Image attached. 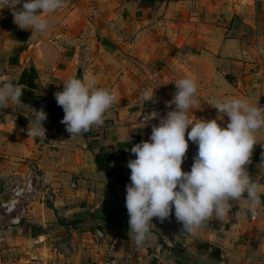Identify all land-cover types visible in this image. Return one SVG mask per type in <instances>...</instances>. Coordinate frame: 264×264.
Returning <instances> with one entry per match:
<instances>
[{"label":"crops","instance_id":"0c3cea01","mask_svg":"<svg viewBox=\"0 0 264 264\" xmlns=\"http://www.w3.org/2000/svg\"><path fill=\"white\" fill-rule=\"evenodd\" d=\"M48 14L46 32L21 30L9 8L0 9V81L16 83L20 72L34 76L33 104L0 108V180L22 176L25 162L42 174L48 193L26 217L10 225L0 212V264H174L182 250L217 256L220 264H264V128L254 133L249 175L261 192L257 215L248 201L233 203L228 219L206 222L195 234L183 231L174 211L163 222L152 219L141 245L129 233L123 177L134 159L131 147L148 140L151 128L137 120L141 94L167 105L175 81L192 78L197 93L188 116L217 119L211 104L235 97L264 109V0H64ZM18 5L17 8H20ZM89 73L116 103L103 126L71 136L61 123L64 112L47 110L70 77ZM21 85V84H20ZM23 86V85H22ZM34 109H43L46 138L27 136ZM190 130V126L189 129ZM187 140V133L185 134ZM183 171H190L197 145L188 142ZM101 149L114 158L98 170L93 155ZM121 203L105 222L94 217L109 197Z\"/></svg>","mask_w":264,"mask_h":264},{"label":"clouds","instance_id":"9594fccd","mask_svg":"<svg viewBox=\"0 0 264 264\" xmlns=\"http://www.w3.org/2000/svg\"><path fill=\"white\" fill-rule=\"evenodd\" d=\"M64 6V0H0V9L9 8L18 28L31 33L46 32L48 14ZM25 87L11 80L0 81V108L20 103ZM175 87L172 100L166 102L169 107L175 105V109L152 126L148 140L130 149L135 158L127 162L130 183L126 185L125 206L129 233L136 245L148 238L154 217L163 222L173 209L181 229L195 234L213 218L228 219L233 203L239 204L241 199L246 198L247 211L253 216L260 204L259 185L246 165L257 143L254 133L264 128V109L229 97L211 104L219 119L228 117L226 127H221L217 119L194 121L188 112L192 110L197 82L181 78L175 81ZM153 89L141 94L142 102L153 100ZM54 96L63 109L61 123L70 137L103 126L105 114L116 103V96L98 88L97 80L89 73L82 78L70 77ZM156 116L155 112L150 113L146 121ZM47 118L43 109H34L27 136L45 139L47 129L42 122ZM189 141L197 145V152L190 171H183L181 165Z\"/></svg>","mask_w":264,"mask_h":264},{"label":"built area","instance_id":"2783aa9c","mask_svg":"<svg viewBox=\"0 0 264 264\" xmlns=\"http://www.w3.org/2000/svg\"><path fill=\"white\" fill-rule=\"evenodd\" d=\"M174 109L175 105L169 107L151 101L142 102L138 106L137 120L146 124L159 123L161 117ZM153 112L157 116L146 121L148 115ZM143 140L146 138L139 137L135 144ZM123 177L130 178L129 168L125 170ZM45 184L41 172L30 162H25L23 174L18 179L0 180V212L7 217L8 224L17 225L26 217L32 204L40 201L42 196L48 193ZM62 264H69V262L63 261ZM102 264L121 263L108 259Z\"/></svg>","mask_w":264,"mask_h":264},{"label":"trees","instance_id":"16d2710c","mask_svg":"<svg viewBox=\"0 0 264 264\" xmlns=\"http://www.w3.org/2000/svg\"><path fill=\"white\" fill-rule=\"evenodd\" d=\"M16 83L26 86L23 91V95L21 97V102L32 105L34 103L33 98L35 96L33 92V89L35 88L34 76L27 72L22 71L20 72ZM42 103L47 110L50 109V110L63 112V109L60 106H58L57 103L45 101V100H42ZM86 134L87 133H83L82 135H86ZM113 158L114 156L110 152L105 151L103 149H101L100 151H98L93 155V161L95 167L98 170H105L108 173H113L115 176V180L117 182H120L121 181L120 174H118L115 170L112 169V167L109 166L110 163L113 161Z\"/></svg>","mask_w":264,"mask_h":264},{"label":"water","instance_id":"95a60500","mask_svg":"<svg viewBox=\"0 0 264 264\" xmlns=\"http://www.w3.org/2000/svg\"><path fill=\"white\" fill-rule=\"evenodd\" d=\"M121 203L114 197L109 196L98 209L94 211V217L98 221L105 222L116 210L121 208ZM182 252L175 258L174 264H220L217 256L211 254H199L192 250L185 249L181 244H175Z\"/></svg>","mask_w":264,"mask_h":264},{"label":"rangeland","instance_id":"374dc122","mask_svg":"<svg viewBox=\"0 0 264 264\" xmlns=\"http://www.w3.org/2000/svg\"><path fill=\"white\" fill-rule=\"evenodd\" d=\"M28 162V161H27ZM31 163V162H30Z\"/></svg>","mask_w":264,"mask_h":264}]
</instances>
